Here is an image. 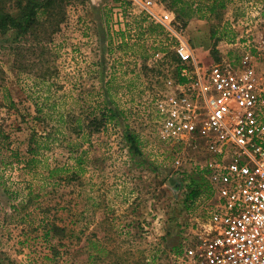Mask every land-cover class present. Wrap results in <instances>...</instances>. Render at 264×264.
<instances>
[{"label":"rangeland","instance_id":"1","mask_svg":"<svg viewBox=\"0 0 264 264\" xmlns=\"http://www.w3.org/2000/svg\"><path fill=\"white\" fill-rule=\"evenodd\" d=\"M29 3L28 31L0 28V264H178L213 196L207 153L160 139L157 102L193 63L250 49L264 74V0H0V16Z\"/></svg>","mask_w":264,"mask_h":264},{"label":"built area","instance_id":"2","mask_svg":"<svg viewBox=\"0 0 264 264\" xmlns=\"http://www.w3.org/2000/svg\"><path fill=\"white\" fill-rule=\"evenodd\" d=\"M166 88L160 139L207 153L197 170L213 196L208 219L183 227L176 262L264 264V74L251 50L239 65L183 66Z\"/></svg>","mask_w":264,"mask_h":264},{"label":"trees","instance_id":"3","mask_svg":"<svg viewBox=\"0 0 264 264\" xmlns=\"http://www.w3.org/2000/svg\"><path fill=\"white\" fill-rule=\"evenodd\" d=\"M38 5H33L29 3L23 10L20 18H13L11 15L4 14L0 16V28L13 27L17 29L20 33H25L28 31L35 23V17L37 15L36 8ZM34 161V160H32ZM31 162V161H30ZM173 186L175 184L173 183Z\"/></svg>","mask_w":264,"mask_h":264}]
</instances>
